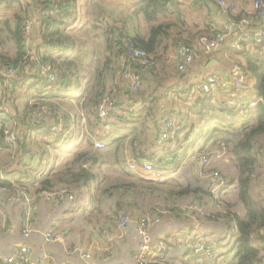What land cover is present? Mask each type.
Masks as SVG:
<instances>
[{
	"label": "crops",
	"instance_id": "obj_1",
	"mask_svg": "<svg viewBox=\"0 0 264 264\" xmlns=\"http://www.w3.org/2000/svg\"><path fill=\"white\" fill-rule=\"evenodd\" d=\"M76 1L78 19L70 27L69 31L76 37V31H85L84 29L86 28H88L89 32H93L96 29L101 30L102 35H99L100 38L97 39H101L100 46L104 52V54L100 55L99 60L101 61L105 56V30L109 27V23L112 24L114 22L107 21V14L111 10L106 11L105 13L107 14L104 17L100 16L101 11H99L98 15L94 17L96 21L93 19L91 22H85L83 20L84 16L80 12V7L89 4V0ZM233 1L237 3L241 11H246V13L252 12L254 9L255 0ZM179 2L180 14L183 17L180 23V26H183L182 36L190 42H198L197 36L203 30L204 33L202 34H214L217 29L220 30L223 24L228 21L226 12L216 1L210 2L209 7L196 6L195 0H179ZM15 6L20 8L18 4L14 5L13 8H8V5L0 6V20L9 19L11 24L15 26V16L18 13L15 10ZM195 6L203 9L206 17L202 26L197 23L200 25L199 27H196V25L195 27L190 26L192 21L189 19L191 13L188 9ZM171 12L168 14L176 18L171 21H177V13ZM82 21L84 24L81 23ZM99 22L103 23L99 24ZM260 24H264V18L259 21ZM206 25L209 27L205 28ZM120 27H124V23ZM177 29L179 27L173 30L179 32L180 30ZM147 30L144 32H147ZM75 39L78 43V51L73 57L79 64L83 75V84L74 95H70L62 101H57L59 111L61 113L64 112L68 120L70 119V114H73L69 113L72 103L79 105L80 102L84 101L89 91H91V81L93 80L91 71L85 73L88 68L86 65L91 60L88 57L90 55V44L86 41H80L77 37ZM239 40H242L243 43L242 50L237 47ZM261 40H264V37ZM32 41H39L37 30L33 34ZM79 43L82 44L79 45ZM176 45V41L170 40L169 49L158 53L159 57L156 62L143 73V84L146 85L142 94L144 99L136 101L128 109L131 112L136 109L137 111L154 109L158 112L155 114L157 123H162L173 112H177L182 120L185 117L188 118V121H185L184 132L181 136V139L186 141L181 150L182 152L174 153L175 151L169 150L167 142V144L158 146L151 152L155 155L152 160L155 161L156 169L162 175L163 173L168 175L161 183L168 179L179 180L175 175L180 173L179 176L185 177L189 181H193L192 177L196 181L194 183L179 182L181 186L199 185L209 188V178L197 169L193 158L195 154L207 150L211 154L210 168L223 170L229 178L230 185L225 193L222 194L224 195L223 198L218 200L207 195L198 199L195 194H192L191 198L198 203H202L208 215H199V217H196V214L193 216L189 214L169 216L165 217L160 224L150 228L148 232L149 241L151 243L163 241L171 250V254L163 258L164 261L153 264H189L194 255L190 251L188 244L178 241L179 234L190 236L192 243L201 240L205 244H215V250L222 248L221 252H215V256L207 259V264H228L234 257V251H231L239 236L237 221L233 218L231 210L227 206L228 201H234L238 195L237 184L232 181L237 176L238 170L228 159L227 155L220 156L218 154L219 146L214 142L207 140L206 137L197 138V133L205 126L206 118L197 114L198 109L194 107V101H189L188 98L201 94L194 91V86L207 74L222 73L226 77V82L218 84L212 94L201 95L213 96L222 105L241 103L246 96L254 92L256 79L248 72V78L244 85L234 84L233 80L238 75L235 67L238 64L246 63V54L244 53L246 51L254 53L256 45L252 41L244 40L241 37V33L237 31L226 41L220 43L211 54H202L196 58L193 64L184 72L178 70V63L174 59ZM13 46V41L8 40L3 44L2 49L6 54H12ZM5 84L0 81V89ZM127 90L125 98L128 96ZM142 101H146L145 104H142ZM118 108L120 113L122 111L123 114L128 116L131 114L123 110H128L126 106ZM24 111L25 108L22 107L20 116L24 114ZM86 111L88 112L87 109ZM53 128L49 130L50 134ZM73 128H75V132ZM17 129L18 133L22 134V141L16 143L17 145L9 150L0 148V181L11 184L10 187H4L0 190V204L3 207V215L0 214V264H10L7 262V258L23 245H29L32 250L31 264H37L41 260L43 264H137L134 255L138 251L142 240L138 234L139 221L154 201L152 199L146 201L138 200V207L130 206L129 208L132 211L131 223L122 228L119 221V209H116L117 199L111 194L110 190L106 191V196L103 194V191L111 188V186L104 184L106 182L104 180L101 181L97 173L99 168L104 170L106 164L109 166L110 163L114 162L115 164L116 161L105 158L103 159L104 161L100 160L97 164H94L92 160L88 161L90 155L84 161L89 162L88 167L93 166L92 169L97 178L87 186L72 187L70 190L67 188L70 193L74 194L73 199H58L54 195L56 191L61 190L60 186H71L59 184L53 188H59V190L40 191L41 182L53 172L65 171L71 166L75 170L80 169V166L78 164L74 165L73 161L80 152L84 150L90 151L86 148L87 140H82L77 145H73L75 140H72V144H68L74 135L76 139L80 138L81 133H79L78 126L70 128L73 134H70L67 140L63 142L50 139V134L47 135L48 132L29 130L27 126L22 124L20 119H17ZM38 133H41V136H37L36 134ZM126 133V131L114 130L110 139H108L109 147L115 153L119 143L116 140L120 139L121 135H127L124 139L125 145H127V154L124 158L127 167L126 169H113V171H117L116 177L119 178L117 180L120 183H138L141 180L131 170L128 163L130 160L141 161L142 159L139 160L137 145L130 148L135 134ZM188 133H190V136H187ZM262 138L264 142V136ZM111 139H113V143L110 142ZM96 150L101 151L99 149ZM178 155H183L184 158L176 157ZM262 155V165L259 168V171H261L260 178L264 173V154L262 153ZM115 166L117 167L116 164ZM176 166L177 168H175ZM117 180L114 179V182ZM258 188L259 183H257L255 191L258 193L262 192ZM28 214L29 221H27ZM28 225H30L29 235L24 236L23 231ZM54 225H56V233L60 235V239L48 241L45 233ZM257 245L260 246L262 244L257 241ZM87 254L89 256H86Z\"/></svg>",
	"mask_w": 264,
	"mask_h": 264
},
{
	"label": "trees",
	"instance_id": "obj_2",
	"mask_svg": "<svg viewBox=\"0 0 264 264\" xmlns=\"http://www.w3.org/2000/svg\"><path fill=\"white\" fill-rule=\"evenodd\" d=\"M214 0H195L196 6H210V2ZM18 4L21 8L15 16V26L11 24L9 19L0 20V81L8 84L12 88V94L22 91L27 98H31L29 104L20 118L22 124L27 126L29 130L50 134L49 130L60 122L62 117L65 126H70L65 113L59 111L57 106L50 104V114L39 115L33 119L32 111L41 107L38 104H32L33 95L44 98L46 101L59 100L62 101L70 95H74L83 84V75L76 59L73 57L78 51V43L74 35L69 31L78 19L76 0H20L17 3L8 4V8H13ZM134 16L138 19L143 18L149 22L147 32L140 29V26L129 25L126 21L124 27L114 21L105 30V56L92 72L91 91L85 97L81 107L87 109L91 114L93 127H99L102 119L98 116V104L100 99L108 92L116 91L117 75L119 74V57L129 48L127 43L133 42L136 47L143 48L156 55L158 59L162 51L169 49V41L193 43L185 40L183 34V26H180L183 17L180 14L179 0H137L134 4ZM177 13V21H161V17L172 13ZM248 15L246 11H241L235 15H227L235 21H240L242 17ZM32 22L33 34L37 30L39 33V41H32L31 45H27L25 41V32L27 23ZM174 23V24H173ZM259 26V22L254 23L250 28ZM179 27V32L173 30ZM209 26L206 25L205 28ZM214 34H202L197 36V40L202 37H213ZM8 40L14 43L12 54H6L2 49L3 44ZM167 40V41H166ZM252 41L256 47L255 52L248 53L246 51V63L244 65L250 75L256 79L254 92L246 96L241 103L219 104L218 99L210 95H194L188 98L194 101L198 111L197 114L206 118L205 126L197 133V138L206 137L207 140L214 142L217 146L221 142L226 144V155L231 163L237 167L238 174L233 178V182L237 184L238 195L232 203L228 201L227 206L231 210V215L237 221L239 236L233 247L234 257L228 264H264V205L257 201L253 195V188L257 185L258 170L262 165V153L264 152V40L254 38ZM195 43V42H194ZM193 43V44H194ZM175 44V43H174ZM246 49V46H245ZM245 51V50H244ZM47 66L49 73L55 75L56 80L50 82L44 80L39 73V69ZM13 68L17 73L9 77L7 70ZM131 68L142 74L144 67L136 62H131ZM94 76V78H93ZM26 88V89H25ZM143 94V93H142ZM142 94L132 95L125 98L119 103V107L132 106L136 101L144 99ZM81 96V95H80ZM197 96V97H195ZM38 99V98H37ZM251 101H259L254 108L246 109L247 103ZM146 101H142L145 104ZM223 103V102H222ZM118 108V102H117ZM145 109V108H144ZM147 109V108H146ZM131 114L121 115L117 110L111 112L110 124L116 131H126V134H135L130 144L136 147L139 154V160H151L155 163V155L151 152L158 147L156 140L162 132L163 122L157 123L154 119L152 126L153 136L149 143L140 140V136L145 135V126L147 124L148 112L142 115L137 109ZM40 111V109H37ZM20 112V108H19ZM1 113V111H0ZM63 114V115H62ZM231 115L232 118H227ZM147 117V118H146ZM0 115V148L12 149L15 143H10L5 139L4 125ZM180 120L183 122L181 116ZM184 126V125H183ZM210 128V129H209ZM93 130V129H92ZM91 130V131H92ZM184 132V127H183ZM186 134V133H185ZM125 135V134H124ZM121 135L116 151L123 153L124 139L127 136ZM185 136V135H184ZM190 136V133L187 134ZM22 134L18 133L17 142L22 141ZM87 143L93 145L91 137H87ZM114 141V142H116ZM113 143V139L111 141ZM185 139L179 137L178 144L183 148ZM111 143V144H112ZM142 149H141V148ZM151 153V154H149ZM97 164L103 158V153L98 150L82 151L74 159L73 164L80 166L79 170L73 169V166L65 171H55L48 175L40 185L39 190L56 191L53 189L57 185L62 184V188L82 187L92 183L97 175L93 171V166L88 167V157ZM184 158L183 155L176 156ZM125 165L127 163L125 162ZM178 166V165H177ZM177 166L175 168H177ZM127 167V166H126ZM117 180V179H116ZM141 181L120 183L119 180L110 184L111 188L105 189L103 194L106 196L110 190L111 194L117 199V208L119 212L124 207H138V200H147L158 198L159 201L166 204H176L177 202L189 198L195 194L198 199L204 196L214 197L216 200L222 199L214 195L209 188L203 186L188 185L186 187L176 183L173 179L166 180L163 183ZM11 184L0 181V190L4 187H10ZM109 186V187H110ZM53 189V190H52ZM107 191V192H106ZM153 200V199H152ZM239 204L243 211L235 209V205ZM232 208V209H231ZM257 241L262 245H257ZM207 264V263H206Z\"/></svg>",
	"mask_w": 264,
	"mask_h": 264
},
{
	"label": "built area",
	"instance_id": "obj_3",
	"mask_svg": "<svg viewBox=\"0 0 264 264\" xmlns=\"http://www.w3.org/2000/svg\"><path fill=\"white\" fill-rule=\"evenodd\" d=\"M20 0H0V6L15 3ZM218 5L226 12L227 15H235L241 12L237 3L230 0H214ZM264 18V0H255L254 9L249 12L248 15L241 18V20L235 21L231 18L223 24L221 29L211 38L202 37L199 39L197 44H189L180 42L176 46V53L174 59L177 61V68L180 72L186 71L195 61L196 58L202 54H211L213 50L220 44L226 41L232 34L239 31L241 37L244 40H251L254 38L263 39L264 37V24L259 26H254L250 28L254 23L261 21ZM260 27V28H258ZM258 29V30H257ZM33 40L32 22L27 23L25 32V41L27 45H31ZM129 48L126 52H123L119 57V75L122 77L126 90L128 92L129 98L130 94L139 95L143 93V76L131 68V62H136L144 69L142 72L151 67L156 62V55L149 52L143 48H138L133 42L127 43ZM238 49L242 50L243 43L239 40L237 43ZM236 72L238 75L233 80L236 85H244L248 78V70L244 65L238 64L236 67ZM17 73L16 69L10 68L7 70L9 77L14 76ZM39 73L43 76L44 80L50 82L56 80L55 75L49 73L47 66H43L39 69ZM226 82V77L222 73H211L207 74L198 84L194 86V91L201 94H212L216 89L218 84H223ZM111 94H106L100 99V104L98 106V116L102 119V124L96 129H93L91 133L86 126V123L79 124L77 120L73 122V126H78L82 128V133L80 138L76 139L75 135L72 137L71 141L68 142L69 145H77L78 143L86 141V136L91 137L93 140L94 147L96 149H105L108 145V139L112 135V128L110 122L111 112L117 110L116 104L117 100L114 97L115 91H111ZM259 101H251L247 103L246 109L254 108ZM83 102H80L81 105ZM40 111H32V118L35 119L39 113H44V115L50 114V107L46 103L40 105ZM1 111V110H0ZM1 121L4 125V135L5 139L10 143L17 142V134L9 126V119L7 116L3 115L2 111L0 113ZM227 118L231 119L232 116L228 115ZM86 121V117H85ZM184 123L180 120V116L177 112L170 113L163 121L162 132L157 138L156 143L158 146H163L169 144V150L176 151L179 153L181 147L178 144L179 137L182 136ZM74 132H75V128ZM70 128L65 126L63 118H60V122L55 125L49 138L53 140H61V142L67 140L70 134ZM78 140V141H77ZM167 142V143H166ZM218 154L220 156L226 155V144L221 142L219 145ZM211 154L206 150L199 152L193 156L197 169L206 174L209 178L210 185L209 189L211 192L223 198L225 191L230 185L229 178L220 169H211L210 161ZM129 167L131 170L138 175V177L144 181L148 182H161L168 177V175H163L156 169V165L151 160H130ZM171 177V176H170ZM58 199H73L74 194L70 193L68 189H61L54 193ZM0 214L3 215V207L0 204ZM180 214H189L196 217L199 215H208L206 209L202 203H198L193 198H188L181 200L176 204H166L161 201H154L153 204L149 206L147 211L141 216L138 225V234L142 238L139 249L135 253L134 258L137 264H153L160 261H164L163 258L171 254L170 247L163 241L157 243H151L149 241L148 232L152 226L160 224L165 217L169 216H179ZM132 211L129 207H124L119 212V221L122 228L128 226L131 223ZM29 221V214L28 219ZM31 224V223H30ZM30 225L26 226L23 235L28 236L30 232ZM56 225L52 226L46 233L45 237L48 241H56L60 239V235L56 233ZM178 241L188 244L190 251L193 253L194 257L190 260L189 264H206L207 259L211 256H215V252L219 253L222 248L215 250V244H205L203 241H198L196 243L191 242L190 236H185L184 234H179ZM86 256H89L87 254ZM32 260V250L29 245H23L18 251L7 258V262L10 264H31ZM37 264H43V261H39Z\"/></svg>",
	"mask_w": 264,
	"mask_h": 264
},
{
	"label": "rangeland",
	"instance_id": "obj_4",
	"mask_svg": "<svg viewBox=\"0 0 264 264\" xmlns=\"http://www.w3.org/2000/svg\"><path fill=\"white\" fill-rule=\"evenodd\" d=\"M137 0H89V4L85 5L84 7H80V12L82 14L83 20L85 22H91V20L96 21V19L94 18L95 16L98 15L99 11H101V17H104V15H106L107 13H105L106 11L111 10V12H108L107 14V21H116L117 23H119L120 25H123V23H125L126 21L128 22L129 25H134L140 26V29L143 31H146L148 26H149V22L145 21L143 18L138 19L136 16H134V10H135V6L134 4L136 3ZM233 1V0H230ZM235 2V1H234ZM82 5V4H80ZM188 6V5H187ZM15 10L18 12V10H21V8H18V6H15ZM188 11L191 13V16L189 19H191L192 23H190L191 27H199L200 25L202 26V23L204 24V20H205V15L203 13V9L198 8V7H191L190 9H188ZM79 12V13H80ZM188 13V12H186ZM176 18L171 15L168 14L164 17H161V21H171V20H175ZM123 22V23H122ZM82 24H84V22H81ZM103 23V22H99ZM113 23V22H112ZM200 25H198V24ZM108 25V23H107ZM109 25H111L109 23ZM92 28V27H91ZM85 31L81 30V31H76V37L80 40V41H86L87 43L90 44L89 48H90V52H89V58H91L90 62H88V65H86V67H88L85 70V73H88V71H91V73L93 71H95L96 65L100 62V55L104 54V52L102 51V47L100 46L101 44V39L97 40L99 37V35H102V31L101 30H94L93 32H89L88 28L84 29ZM36 32V31H35ZM96 34H98L96 36ZM75 37V38H76ZM194 43V42H193ZM191 43V44H193ZM196 43V42H195ZM194 43V44H195ZM82 43H79V45ZM193 44V45H194ZM178 45V44H177ZM176 45V46H177ZM86 53V50H85ZM91 69V70H90ZM117 90L114 93V97L116 98L117 102H118V107H119V103L123 102L125 100V93H126V87L124 84V81L122 79V77L118 74L117 75ZM150 82V80H148ZM146 87L145 84H143V88ZM12 88V86L10 87L8 84L3 85V87L0 89V110L2 111L3 115L7 116V118L9 119V126L13 129V131H15V133L17 134L18 137V129H17V119L23 118V115L20 116V112H19V108L21 109L22 107H24L26 109L27 104H29L30 99L31 98H27L24 95L23 90L22 91H17L15 95L12 94V91L10 90ZM84 88V87H83ZM108 93V92H107ZM106 93V94H107ZM105 94V95H106ZM108 94H111L110 92ZM32 99V104H38L41 105L42 103H46L48 107H51V105L53 106H57V101L59 100H48L46 101L44 98H39L38 95H33ZM38 98V99H37ZM100 104V103H99ZM98 104V106H99ZM73 106V107H72ZM72 106L70 107L71 110L69 113H73L72 115L70 114V119L68 120L70 122V126L69 128L73 127V122L74 120H77V122L79 124H84V122L86 123V126L89 130V133H91L92 129H96L97 127H93L94 123L92 122L93 118L91 119V114L89 115V113H87L86 109L82 108L81 105H76L75 103H72ZM116 108H117V104H116ZM129 108V106H127V109ZM37 109H41L40 107ZM120 109L117 108V111H119ZM142 115H146L148 112H141L139 111ZM151 114H148V118H147V124L145 126L146 131L144 132L145 135L140 136V140L145 142V143H149L153 136V131H152V126L153 124V120L155 119V114H157L158 112L154 109L150 110ZM183 113V112H182ZM121 115H124L123 112L121 111ZM85 117H86V121H85ZM185 121H188V118H184L183 119V123L185 124ZM20 123V122H19ZM113 131V130H112ZM79 133H82V128H79ZM41 133L36 134L37 136H39ZM41 136V135H40ZM87 139V135H85ZM92 137V136H91ZM93 138V137H92ZM17 145V144H15ZM30 147H32L31 144H29ZM33 148V147H32ZM86 148L90 151L95 150L96 148L93 145H90L89 142L86 144ZM127 145H125V141H124V145H123V153H121V151H118L114 153L113 149H111L109 147V144L107 145V147L105 149H101L100 152L103 153V158L100 159L101 161H104L103 159L105 158H109V159H114L115 164L117 165V167L115 166L114 162L110 163L109 166L106 164V167L104 168V170H101L100 168L98 169L97 173L99 175V178H101V181L104 180L107 185H110V183L112 184L114 179H119L118 177H116V173L117 171H113V169H126V165H125V156L127 154ZM182 148L178 151H181ZM178 153V152H176ZM264 154V152H263ZM76 157V156H75ZM264 163V161H263ZM223 171V170H221ZM224 172V171H223ZM225 173V172H224ZM180 173H176V177H178L179 180L175 181L176 183L182 182V183H194L196 181H194V178L191 177V179L193 181H189L187 180L185 177L179 176ZM226 174V173H225ZM115 175V176H114ZM227 175V174H226ZM261 175V171L258 170V176H257V180L259 183V190H262V192L258 193L255 191V187L253 188V195L255 197V199L257 201H259L261 204H264V173L262 175V177L260 178ZM259 178H260V182H259ZM191 198V197H190ZM153 201H159L158 198H152ZM188 199V198H186ZM142 201H146L141 199ZM150 200V199H147ZM185 200V199H183ZM232 203L233 202L232 200ZM239 204L235 205V209L242 212L243 209L238 206Z\"/></svg>",
	"mask_w": 264,
	"mask_h": 264
}]
</instances>
